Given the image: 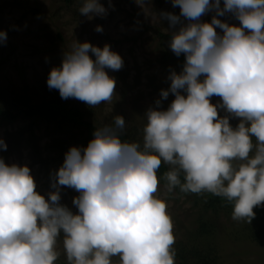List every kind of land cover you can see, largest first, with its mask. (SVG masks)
<instances>
[{
    "label": "clouds",
    "instance_id": "1",
    "mask_svg": "<svg viewBox=\"0 0 264 264\" xmlns=\"http://www.w3.org/2000/svg\"><path fill=\"white\" fill-rule=\"evenodd\" d=\"M180 15L158 14L171 31L169 48L185 56L180 73L144 116L142 146L122 140L125 119L95 128L84 148L71 147L54 173L47 198L27 165L0 158V264H175V236L166 201L156 195L157 171L167 192L211 193L232 206L231 218L250 223L264 205V0H172ZM109 6L111 3L109 0ZM83 16H105L100 0H83ZM214 11L211 22L201 17ZM231 13L239 25L218 19ZM183 17L187 23L182 22ZM222 30L219 34L216 29ZM103 31L101 26L95 29ZM0 30V43H6ZM91 52L95 59H93ZM122 57L75 40L47 78L62 99L94 107L112 99ZM202 77V78H201ZM174 99L167 109L161 100ZM221 101L213 104L210 98ZM222 109L226 115H219ZM230 118H240L233 127ZM7 144L0 139V150ZM183 176V181L181 180ZM60 186L75 189L77 212L60 203Z\"/></svg>",
    "mask_w": 264,
    "mask_h": 264
},
{
    "label": "rangeland",
    "instance_id": "2",
    "mask_svg": "<svg viewBox=\"0 0 264 264\" xmlns=\"http://www.w3.org/2000/svg\"><path fill=\"white\" fill-rule=\"evenodd\" d=\"M107 9L103 17L83 16L78 9L83 0H0V30L6 31V43H0V102L3 108L26 110L52 96L54 89L47 86L53 67L61 66L65 51L77 40L103 48L105 44L123 60L119 70L106 69L116 81L112 99L94 107L70 98L73 105L87 113V120L98 128L114 125V117L125 119L122 134L131 142L143 144L144 113L161 99L160 91L170 86L169 73H180V59L169 48L171 31L161 12L180 15L179 6L172 0H100ZM223 7V0H221ZM215 15L214 11L200 19ZM229 24L239 25L231 13L217 17ZM182 22L187 21L181 17ZM103 31L97 32V26ZM216 31L222 34V30ZM89 55L95 59L94 55ZM202 78V77H201ZM174 99L169 93L161 100L160 108L167 109ZM218 96L210 98L216 104ZM218 114L226 113L218 109ZM235 127L240 118H230ZM79 130L69 125L60 126L52 117H25L8 122L0 117V139L7 144L0 150L6 164L27 165L36 183V191L47 198L54 173L62 166L65 153L83 143ZM75 137V138H74ZM65 144V149L59 144ZM159 179L156 195L166 201L167 212L173 224L176 252L175 264H264V229L257 221H235L232 209L222 208L203 213L198 195L169 193ZM60 203L74 213L72 200L79 193L68 186H60ZM211 226V232L202 234V223ZM61 252L56 264H67ZM114 264L118 258L114 257Z\"/></svg>",
    "mask_w": 264,
    "mask_h": 264
},
{
    "label": "trees",
    "instance_id": "3",
    "mask_svg": "<svg viewBox=\"0 0 264 264\" xmlns=\"http://www.w3.org/2000/svg\"><path fill=\"white\" fill-rule=\"evenodd\" d=\"M222 7V6H221ZM213 16V15H212ZM212 16L207 18L205 22H211ZM185 62V56L182 55L180 59V72L182 70L183 64ZM21 115H25V117H38V118H48L52 117L53 119H57L58 124L62 127L65 124L69 125L73 128V130H79L80 137L84 138L82 145L80 148H84L87 146L88 142L93 138V132L95 128L94 123L88 121L87 113L80 108L79 106H75L71 103L70 98L62 99L59 95V91L54 89L52 92V96L49 99L43 100L35 107L26 109V110H10L3 108L0 102V117L2 121L11 122ZM75 138V137H74ZM124 141H130V138L126 134H122L120 137ZM60 148L65 149V144L60 142ZM168 165L162 162L160 168L157 171V176L161 179V182L166 184V181L162 178L163 173L168 170ZM181 180L183 181V176L181 175ZM179 195H198L199 203L202 205L203 213H208L209 211H214L222 208H230L232 209L231 204L227 202L224 198L215 196L211 193H201V194H193V193H183L179 190V188L175 189ZM253 211L256 213L255 217L252 221H257L259 226L264 229V205L255 207ZM200 231L202 234H207L211 232V226L207 223H202L200 226Z\"/></svg>",
    "mask_w": 264,
    "mask_h": 264
}]
</instances>
